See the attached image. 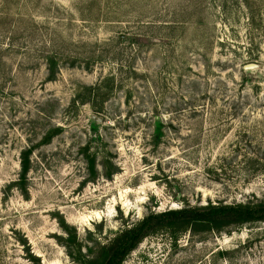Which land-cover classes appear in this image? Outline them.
I'll return each instance as SVG.
<instances>
[{
  "label": "rangeland",
  "instance_id": "rangeland-1",
  "mask_svg": "<svg viewBox=\"0 0 264 264\" xmlns=\"http://www.w3.org/2000/svg\"><path fill=\"white\" fill-rule=\"evenodd\" d=\"M259 202L264 0H0V264H102L148 215ZM182 231L121 264H264V224Z\"/></svg>",
  "mask_w": 264,
  "mask_h": 264
},
{
  "label": "trees",
  "instance_id": "trees-1",
  "mask_svg": "<svg viewBox=\"0 0 264 264\" xmlns=\"http://www.w3.org/2000/svg\"><path fill=\"white\" fill-rule=\"evenodd\" d=\"M25 158L21 163L20 176L26 172ZM264 224V204L211 205L183 207L148 215L141 221L119 231L106 247H101L102 264H121L123 259L143 239L146 232L162 228L170 233L184 232L192 236L199 233L219 234L227 230L251 224ZM226 251L209 253L211 261L222 260Z\"/></svg>",
  "mask_w": 264,
  "mask_h": 264
},
{
  "label": "water",
  "instance_id": "water-1",
  "mask_svg": "<svg viewBox=\"0 0 264 264\" xmlns=\"http://www.w3.org/2000/svg\"><path fill=\"white\" fill-rule=\"evenodd\" d=\"M251 68H252V67H251ZM246 69H248V67H247Z\"/></svg>",
  "mask_w": 264,
  "mask_h": 264
}]
</instances>
